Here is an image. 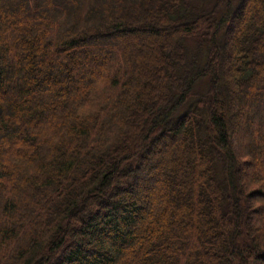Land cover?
<instances>
[{"label": "trees", "instance_id": "1", "mask_svg": "<svg viewBox=\"0 0 264 264\" xmlns=\"http://www.w3.org/2000/svg\"><path fill=\"white\" fill-rule=\"evenodd\" d=\"M0 264H264V0H0Z\"/></svg>", "mask_w": 264, "mask_h": 264}]
</instances>
